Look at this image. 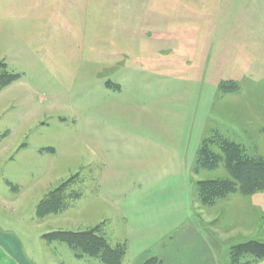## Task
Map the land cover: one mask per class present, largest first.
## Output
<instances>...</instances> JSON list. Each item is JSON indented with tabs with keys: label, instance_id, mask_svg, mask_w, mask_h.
<instances>
[{
	"label": "rangeland",
	"instance_id": "1",
	"mask_svg": "<svg viewBox=\"0 0 264 264\" xmlns=\"http://www.w3.org/2000/svg\"><path fill=\"white\" fill-rule=\"evenodd\" d=\"M225 141L264 162V0H0V264H264Z\"/></svg>",
	"mask_w": 264,
	"mask_h": 264
},
{
	"label": "trees",
	"instance_id": "2",
	"mask_svg": "<svg viewBox=\"0 0 264 264\" xmlns=\"http://www.w3.org/2000/svg\"><path fill=\"white\" fill-rule=\"evenodd\" d=\"M224 152L227 158V164L232 172L235 182L211 180L204 183L205 189L212 188L211 194L220 196L227 191L234 190L237 185L242 191L249 193L260 189H264V162L254 160L252 158L243 157L240 144L233 141L224 142ZM215 161L214 159H211ZM213 161V162H214ZM209 194V193H208ZM207 198V197H206ZM48 239L65 240L66 242L80 247L83 252L90 255L98 256L105 264H121L124 247H112L103 236L95 231H53L48 233ZM236 254L254 255L256 258H264V242L251 240L235 246ZM154 258L145 260L144 264H161Z\"/></svg>",
	"mask_w": 264,
	"mask_h": 264
},
{
	"label": "crops",
	"instance_id": "3",
	"mask_svg": "<svg viewBox=\"0 0 264 264\" xmlns=\"http://www.w3.org/2000/svg\"><path fill=\"white\" fill-rule=\"evenodd\" d=\"M7 241H9V243L11 244L12 241H14V239H12L8 235L5 237V235L3 236L0 233V248H1V251H2L3 254H6L8 258H10L11 257V250L9 248H7ZM5 242H6V245H5ZM13 254H15V253H13ZM22 256H23V259H25V256L23 254H22ZM246 260H247V258L240 264H251L249 260H247V261ZM21 262H22V264H24L23 261H21Z\"/></svg>",
	"mask_w": 264,
	"mask_h": 264
}]
</instances>
